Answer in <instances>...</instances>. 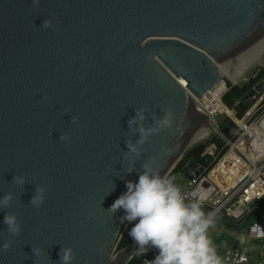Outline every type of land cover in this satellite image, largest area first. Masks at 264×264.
<instances>
[{"label": "water", "instance_id": "obj_1", "mask_svg": "<svg viewBox=\"0 0 264 264\" xmlns=\"http://www.w3.org/2000/svg\"><path fill=\"white\" fill-rule=\"evenodd\" d=\"M45 19L53 26L41 27ZM263 52L264 0H0V197H15L0 210V248L13 241L0 264H59L62 247L74 249L72 264H128L135 242L116 250L130 223L123 209L107 210L149 157L181 191L178 177L202 172L203 160L174 169L200 128L225 142L220 128L231 119L213 126L197 101L225 73L236 82ZM263 90L264 81L232 115ZM162 107L172 110V126L151 136L138 159L125 158V140L138 139L128 130L135 109H147L151 126ZM15 175L28 183H12ZM37 184L48 189L40 208L30 205ZM6 211L19 214V236L5 231Z\"/></svg>", "mask_w": 264, "mask_h": 264}, {"label": "clouds", "instance_id": "obj_2", "mask_svg": "<svg viewBox=\"0 0 264 264\" xmlns=\"http://www.w3.org/2000/svg\"><path fill=\"white\" fill-rule=\"evenodd\" d=\"M33 7H38L40 0H31ZM52 20L45 19L41 27H52ZM47 100V97H44ZM65 113L69 111L64 110ZM146 108L135 109V116L128 121V130L131 135H137L133 141L130 137L125 140L128 155L134 154L138 159L143 151L142 146L150 141V137L164 132L170 128L174 121V114L170 108H161L162 116L151 114L152 125H146L149 118L145 113ZM71 122L81 127L79 117H72ZM136 125V127H133ZM64 143H69L71 134L62 133L59 137ZM156 157H149L140 166L137 181H127L126 189L107 210L113 214L121 209L124 215L121 221H127L133 226L128 235L136 244L134 250L137 255H144L149 248L158 251L153 260L146 264H222L217 255L216 247L210 237L209 230L215 227V214L206 213L203 209L204 199L196 197L187 199L181 189L167 175L161 176L154 169L152 162ZM128 173L136 171L135 159L126 169ZM12 183L24 187L26 175H15ZM48 189L43 185H35V191L30 200V205L40 208L46 200ZM13 193H5L0 197V210L11 209ZM5 231L11 236H19L22 223L19 214L6 211L4 215ZM134 222V223H133ZM12 240L5 242L0 252H7L12 247ZM34 256H40V248H32ZM76 259L72 247H62L59 253V264H72Z\"/></svg>", "mask_w": 264, "mask_h": 264}, {"label": "built area", "instance_id": "obj_3", "mask_svg": "<svg viewBox=\"0 0 264 264\" xmlns=\"http://www.w3.org/2000/svg\"><path fill=\"white\" fill-rule=\"evenodd\" d=\"M254 77L255 75L252 76ZM263 81L264 79L258 81L251 89H255ZM228 90L226 87L217 96L209 92L197 101L210 116L213 126L219 127L218 116L230 117L233 135L231 138L226 137L223 153L219 158L220 153L215 145L213 151L207 148L202 156H211L213 161L205 160L206 167L188 181L182 193L187 199L202 197L204 211L213 212L215 220L223 218L238 225L245 221L253 204L264 198V90L254 92L248 102L250 105L242 116L232 115L231 108L224 104L223 96ZM219 230L215 226L213 234L216 235ZM248 236L255 240L264 239V221L251 223L248 226ZM151 250V257L147 254L138 264H146V261L153 260L158 255L156 249ZM223 260L230 264H248L249 256L244 250L243 241L240 240L237 248L225 251Z\"/></svg>", "mask_w": 264, "mask_h": 264}, {"label": "trees", "instance_id": "obj_4", "mask_svg": "<svg viewBox=\"0 0 264 264\" xmlns=\"http://www.w3.org/2000/svg\"><path fill=\"white\" fill-rule=\"evenodd\" d=\"M254 75H255V77L251 78L250 81L246 85H243L242 87L235 86V85L232 86L231 84L228 83L227 86H228L229 90L223 96V102L227 107L232 109L234 107V105L236 104V102L239 101L242 97H244V95L251 90L252 86L255 83L264 79V67L258 69ZM249 105H250V103H248L246 105L240 104L241 110H240L239 116H242L243 113H245L247 111ZM232 127H233V124L231 122H230V124H228L226 126H222V133L224 134L225 137L231 138V136L233 135ZM211 143L217 147L218 152L220 153L218 155V158H219L223 153L222 148L224 146V141L222 139L216 137V136H213V138L211 139V142L209 144L200 143V144L195 145L192 148H190L184 154L183 158L181 159V161L178 163V165L174 169V172L178 173L190 161L198 162L199 160H203V161L207 160L208 162H212L213 157L208 156V155L202 156L204 154V152L207 150V148L208 149L210 148L209 145H211ZM249 221H253V222L264 221V198L261 201L253 204L252 211L246 215L245 221L243 223L238 224V225H234V224L228 222L227 220H225L223 218H218L215 222V226H221L222 224H224L227 227H230V228H233L236 230H240V229H243L245 226H247ZM132 226L133 225L130 224L128 226V228L126 229V231L124 232V234H123V236H122V238L118 244L117 250H122L125 247L132 244L133 240L128 235V232ZM140 261H141V259L137 255H135L128 264H138V263H140Z\"/></svg>", "mask_w": 264, "mask_h": 264}, {"label": "crops", "instance_id": "obj_5", "mask_svg": "<svg viewBox=\"0 0 264 264\" xmlns=\"http://www.w3.org/2000/svg\"><path fill=\"white\" fill-rule=\"evenodd\" d=\"M182 178V177H181ZM184 178L179 182L180 185L185 186L188 183V180L184 182ZM223 225V224H222ZM218 226L220 230L218 235H214V228L209 230L210 237L212 238L214 245L216 247L217 255L221 258L222 264L226 263L223 260L224 253L227 250H232L239 246L240 240L244 243V250L249 256L248 264H264V239L255 240L251 239L248 236V228L244 227L243 229L236 230L230 227ZM247 229V231L245 230ZM243 231H246L243 232ZM214 233V234H213ZM149 256L151 257L150 253Z\"/></svg>", "mask_w": 264, "mask_h": 264}, {"label": "rangeland", "instance_id": "obj_6", "mask_svg": "<svg viewBox=\"0 0 264 264\" xmlns=\"http://www.w3.org/2000/svg\"><path fill=\"white\" fill-rule=\"evenodd\" d=\"M264 67V56L258 61L256 62L249 70L248 72L238 81V83L235 85V86H239V87H242L243 85H246L250 79L252 78V76L257 72L258 69L260 68H263ZM224 79V82L226 83V85L231 84L232 82L230 81V79L228 77H225L223 76L222 77ZM228 88V86H227ZM248 104V103H247ZM253 104V103H252ZM223 118V116H218L217 117V121L220 122L221 119ZM213 138V134H209L205 139L201 140L200 142L194 144L193 146L195 145H198L200 143H206V144H209L211 142V139ZM192 146V147H193ZM210 147H213L214 144L211 143V145H209ZM191 147V148H192ZM178 181L181 182L182 181V178L181 177H178ZM186 181V179L184 180V182ZM253 221H249L247 226H245L246 228H248V226L252 223ZM226 225H222V227H225ZM227 227V226H226ZM247 231V229H245ZM246 231H243L246 233ZM117 251H120V250H116Z\"/></svg>", "mask_w": 264, "mask_h": 264}, {"label": "bare ground", "instance_id": "obj_7", "mask_svg": "<svg viewBox=\"0 0 264 264\" xmlns=\"http://www.w3.org/2000/svg\"><path fill=\"white\" fill-rule=\"evenodd\" d=\"M264 56V52L257 58V60L252 63L248 69L239 77V79L235 82L227 73H225L223 76L225 77H228L230 79V81L233 83V84H237L238 81L248 72V70L256 63L258 62L262 57ZM222 76V77H223ZM223 79V78H222ZM227 87L226 83L224 82V79L223 81L213 90L211 91V94L217 96L219 95L222 91L225 90V88ZM209 135V129L204 126L202 128H200L195 134L194 136L192 137L191 139V145H194L198 142H200L201 140L205 139L207 136ZM209 151H213V147H210L208 149ZM114 260H116V258H114Z\"/></svg>", "mask_w": 264, "mask_h": 264}]
</instances>
